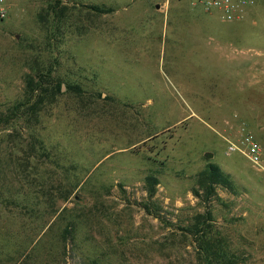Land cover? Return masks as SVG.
I'll return each mask as SVG.
<instances>
[{"label":"rangeland","instance_id":"374dc122","mask_svg":"<svg viewBox=\"0 0 264 264\" xmlns=\"http://www.w3.org/2000/svg\"><path fill=\"white\" fill-rule=\"evenodd\" d=\"M52 1L7 0L0 22V115L26 74L61 84L18 122L13 161L0 119V264H203L186 228L206 211L226 264H264V179L223 139L243 129L264 147V0L231 22L196 0H63L61 25ZM209 162L234 192L203 203Z\"/></svg>","mask_w":264,"mask_h":264},{"label":"trees","instance_id":"16d2710c","mask_svg":"<svg viewBox=\"0 0 264 264\" xmlns=\"http://www.w3.org/2000/svg\"><path fill=\"white\" fill-rule=\"evenodd\" d=\"M63 0H53L46 8V16L51 17V20L61 25L63 18L66 16V8L62 5ZM91 10L100 14H109L111 8L101 9L99 7H91ZM61 93V84L56 82L52 73L46 71H37L25 75V89L22 101L16 102L9 108L6 113L0 115L5 126H9L4 140L5 150L7 155L12 159L18 158L21 150L20 142L15 138L16 126L19 121L26 123H34L38 121L39 114L45 106L52 104L56 97ZM12 125V126H11ZM34 150V145L30 147ZM30 151V150H29ZM1 153V150H0ZM18 163V162H16ZM150 185L148 197L154 195L153 186L156 180L147 178ZM197 188L192 189L193 195L206 203L213 197H217L216 188L221 187L229 192H234V182L230 175L225 174L218 165L209 162L205 168L196 175ZM212 215L210 211L194 216L192 223L186 228L189 236L194 238L197 246V255L203 264H226L229 262L227 250H225L220 238L210 235V223ZM62 253H67V243H74V227L73 223L69 222L61 231ZM61 253V254H62ZM60 256L62 257V255ZM60 257V258H61Z\"/></svg>","mask_w":264,"mask_h":264},{"label":"built area","instance_id":"2783aa9c","mask_svg":"<svg viewBox=\"0 0 264 264\" xmlns=\"http://www.w3.org/2000/svg\"><path fill=\"white\" fill-rule=\"evenodd\" d=\"M258 0H196L207 13L218 12L221 19L227 22L241 19L248 6ZM9 5L7 0H0V22L8 17ZM226 143L227 155L239 153L244 157L253 170L264 179V147L248 131L241 130L237 137L230 134L223 136Z\"/></svg>","mask_w":264,"mask_h":264},{"label":"water","instance_id":"95a60500","mask_svg":"<svg viewBox=\"0 0 264 264\" xmlns=\"http://www.w3.org/2000/svg\"><path fill=\"white\" fill-rule=\"evenodd\" d=\"M62 88H64V86H62ZM204 157H205L206 159H210V158H212V154H210V153H206Z\"/></svg>","mask_w":264,"mask_h":264},{"label":"crops","instance_id":"0c3cea01","mask_svg":"<svg viewBox=\"0 0 264 264\" xmlns=\"http://www.w3.org/2000/svg\"><path fill=\"white\" fill-rule=\"evenodd\" d=\"M158 8V7H157Z\"/></svg>","mask_w":264,"mask_h":264}]
</instances>
